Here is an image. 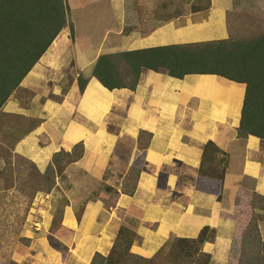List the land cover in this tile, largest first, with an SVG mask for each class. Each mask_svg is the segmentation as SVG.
Listing matches in <instances>:
<instances>
[{
  "label": "crops",
  "instance_id": "0c3cea01",
  "mask_svg": "<svg viewBox=\"0 0 264 264\" xmlns=\"http://www.w3.org/2000/svg\"><path fill=\"white\" fill-rule=\"evenodd\" d=\"M195 1L68 0L73 41L67 24L0 109L1 149L41 173L53 154L83 145L82 158L65 168L39 209L41 230L23 231L31 264H90L95 253L107 257L122 226L135 234L130 253L141 258L213 229L214 240L202 247L209 264H234L238 241L228 218L234 197L242 189L264 196V141L236 138L243 86L214 75L179 80L143 71L135 91H108L92 77L102 55L227 39L226 15L237 0H210L207 10L192 13ZM78 76L88 81L82 94ZM140 131L151 138L136 191L126 196L121 182L138 160ZM208 142L227 162L220 201L195 188ZM107 188L111 193L103 199ZM62 199L67 204L60 226L49 233ZM257 214L264 244V212Z\"/></svg>",
  "mask_w": 264,
  "mask_h": 264
},
{
  "label": "trees",
  "instance_id": "16d2710c",
  "mask_svg": "<svg viewBox=\"0 0 264 264\" xmlns=\"http://www.w3.org/2000/svg\"><path fill=\"white\" fill-rule=\"evenodd\" d=\"M209 7L210 0H196L190 11H205ZM234 14L237 13L233 10L226 15L228 38L225 40L102 55L93 66L92 77L108 91L132 92L143 71L179 80L187 75L223 78L244 88L236 138L244 141L252 136L264 141V30L243 24L233 31L235 26L230 24V18ZM67 24L65 0H0V109ZM69 29L72 42L71 25ZM76 81L79 94H82L88 81L81 76ZM36 123L33 121V127ZM27 133V130L20 132L19 140ZM150 138L151 134L139 132L137 146L142 152L146 151ZM83 151L82 143L72 146L69 152L60 150L53 154L43 173L28 161L32 176L36 178L34 192L48 195L55 190L56 179L67 166L82 158ZM219 154L214 143L203 146L195 184L197 191L214 195L217 201L221 200L227 168L226 160L219 159ZM141 159L134 162L124 176L120 187L123 195L135 193L142 169ZM110 193L111 189L107 188L100 197L104 199ZM66 204L62 199L53 213L52 231L60 226ZM258 212H264V196L243 189L238 191L232 214L228 216L235 222L238 241L239 254L234 264H264ZM122 214L121 210L117 211L121 219ZM215 235V230L203 228L194 240L174 239L165 250L141 258L130 253L135 234L122 226L109 255L103 257L95 253L90 264H209L211 257L203 253L202 247L212 242ZM19 241L25 247L30 244L25 238Z\"/></svg>",
  "mask_w": 264,
  "mask_h": 264
},
{
  "label": "rangeland",
  "instance_id": "374dc122",
  "mask_svg": "<svg viewBox=\"0 0 264 264\" xmlns=\"http://www.w3.org/2000/svg\"><path fill=\"white\" fill-rule=\"evenodd\" d=\"M65 1L67 21L70 22L73 11L70 8L71 3L69 4L68 0ZM180 1L188 3V0ZM180 1L178 0V3ZM233 10L237 13L230 18V24L235 26L233 31L240 29L243 24L244 26L249 24V28L252 29L264 30V0H237ZM6 121L14 124L20 120L7 119ZM137 153L139 160L142 158L141 148L138 147ZM27 162L26 159L12 156L8 149H1L0 146V264H31L33 260L31 245L25 247V244L19 240L23 238L25 227L33 226L34 229L40 230L42 228L43 217L39 209L42 205H46L48 197L34 192L36 178L32 176V169ZM51 227L52 223L49 233L55 231H52ZM19 247L21 253H19ZM27 255L28 257L23 258Z\"/></svg>",
  "mask_w": 264,
  "mask_h": 264
}]
</instances>
